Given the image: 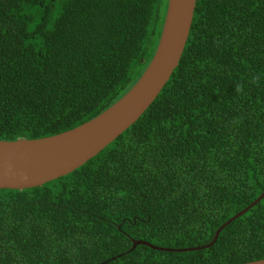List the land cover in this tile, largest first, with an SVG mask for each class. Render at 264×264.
<instances>
[{"label":"trees","instance_id":"obj_1","mask_svg":"<svg viewBox=\"0 0 264 264\" xmlns=\"http://www.w3.org/2000/svg\"><path fill=\"white\" fill-rule=\"evenodd\" d=\"M169 0H0V140L92 120L155 55ZM264 0H197L179 66L140 119L44 185L0 189V264L264 259Z\"/></svg>","mask_w":264,"mask_h":264},{"label":"water","instance_id":"obj_2","mask_svg":"<svg viewBox=\"0 0 264 264\" xmlns=\"http://www.w3.org/2000/svg\"><path fill=\"white\" fill-rule=\"evenodd\" d=\"M197 0H169L162 34L154 57L137 83L97 117L66 132L39 138L0 140V189H28L68 175L97 156L136 123L153 104L179 66L194 21ZM250 206L217 230L214 240L202 247L169 249L134 240L133 248L147 245L156 250L191 251L213 245L221 230L245 214ZM243 264H264V259Z\"/></svg>","mask_w":264,"mask_h":264}]
</instances>
